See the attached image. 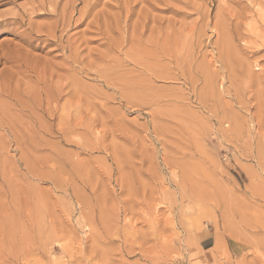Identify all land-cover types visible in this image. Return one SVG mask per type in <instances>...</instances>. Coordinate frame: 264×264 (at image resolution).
Here are the masks:
<instances>
[{
  "label": "rangeland",
  "instance_id": "rangeland-1",
  "mask_svg": "<svg viewBox=\"0 0 264 264\" xmlns=\"http://www.w3.org/2000/svg\"><path fill=\"white\" fill-rule=\"evenodd\" d=\"M0 264H264V0H0Z\"/></svg>",
  "mask_w": 264,
  "mask_h": 264
},
{
  "label": "bare ground",
  "instance_id": "bare-ground-1",
  "mask_svg": "<svg viewBox=\"0 0 264 264\" xmlns=\"http://www.w3.org/2000/svg\"><path fill=\"white\" fill-rule=\"evenodd\" d=\"M81 14V13H80Z\"/></svg>",
  "mask_w": 264,
  "mask_h": 264
}]
</instances>
